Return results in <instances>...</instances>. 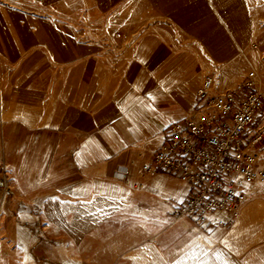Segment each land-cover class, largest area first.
Returning a JSON list of instances; mask_svg holds the SVG:
<instances>
[{"label":"crops","instance_id":"0c3cea01","mask_svg":"<svg viewBox=\"0 0 264 264\" xmlns=\"http://www.w3.org/2000/svg\"><path fill=\"white\" fill-rule=\"evenodd\" d=\"M260 44L264 0H0V264H173L198 235L207 264H264V183L222 229L171 217L186 179L138 176Z\"/></svg>","mask_w":264,"mask_h":264},{"label":"built area","instance_id":"2783aa9c","mask_svg":"<svg viewBox=\"0 0 264 264\" xmlns=\"http://www.w3.org/2000/svg\"><path fill=\"white\" fill-rule=\"evenodd\" d=\"M197 98L194 113L169 126L138 176L163 170L186 179L192 190L171 217L225 229L239 215L247 188L264 183V74L252 68L234 87L215 91L213 75L205 73ZM6 171L3 161L0 204L10 190ZM127 175L128 169L117 171Z\"/></svg>","mask_w":264,"mask_h":264},{"label":"snow or ice","instance_id":"6c2138e0","mask_svg":"<svg viewBox=\"0 0 264 264\" xmlns=\"http://www.w3.org/2000/svg\"><path fill=\"white\" fill-rule=\"evenodd\" d=\"M200 241H203L204 244L210 245L212 243V238L199 235L196 236L189 244L186 245L188 250L185 251L179 259L175 260L173 264H207L206 261L201 260V257H206L208 255V251L205 249L204 244L200 243ZM220 243L224 244V246L231 251V243L227 239L220 241ZM133 259L135 260L138 258L133 257ZM217 259H219V256ZM224 264H227V261H224Z\"/></svg>","mask_w":264,"mask_h":264},{"label":"rangeland","instance_id":"374dc122","mask_svg":"<svg viewBox=\"0 0 264 264\" xmlns=\"http://www.w3.org/2000/svg\"><path fill=\"white\" fill-rule=\"evenodd\" d=\"M259 51H260V53L258 55L257 62H256V64L254 66L256 68H258L261 71L262 74H264V58L260 57L262 52H264V44H260ZM260 120H261V116H260L258 121H260Z\"/></svg>","mask_w":264,"mask_h":264}]
</instances>
